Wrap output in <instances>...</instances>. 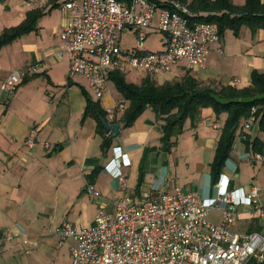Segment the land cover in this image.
I'll return each mask as SVG.
<instances>
[{
    "label": "crops",
    "instance_id": "obj_1",
    "mask_svg": "<svg viewBox=\"0 0 264 264\" xmlns=\"http://www.w3.org/2000/svg\"><path fill=\"white\" fill-rule=\"evenodd\" d=\"M62 1L44 7L46 11L33 31L0 49V84L13 72L29 67L37 69L36 73H27L13 92L0 93V264H71L70 251L75 242L67 239L59 247L54 235L55 228L62 223L89 227L99 211L112 213L113 202L123 195L140 203L147 194L171 193L176 188L194 192L174 184L167 168V157L187 147L188 140L195 143L191 144L192 149L202 157H209L210 177L209 165L222 123L210 110L203 111L195 129L185 123V131L169 152L161 149L158 126L162 121L155 118L150 107L131 126L119 124L116 137L109 132L111 140L108 148H103V138L95 132V119L84 115L83 91L105 111L113 108L121 97L112 99L108 87L102 98L95 99L86 79L69 78V56L57 54L64 22ZM231 2L243 6L245 0ZM28 11L24 0H0V33L23 22ZM254 70L264 72V29L252 32L242 25L236 34L226 29L219 43L211 46L206 66L190 74L206 83L244 88L250 84ZM185 71L184 62H180L154 80L158 84L179 80ZM144 75L140 74L137 81ZM125 109L124 104L123 110L116 114L117 119ZM31 140L33 145L29 146ZM235 145L234 141L233 148ZM114 148L126 154L129 165L113 166ZM236 153L240 161L244 157L252 158L253 164L264 160V156L246 153L241 139ZM118 170L124 182L113 176ZM229 176L231 188L246 191L254 185L251 181L241 183L235 174ZM88 183L94 185L99 197L85 190ZM215 195L216 190L206 196ZM213 210L218 214L213 224L221 223V211ZM6 230H12L18 237L6 240ZM232 230L264 233V219L247 206H239ZM23 236L28 238V245L21 243Z\"/></svg>",
    "mask_w": 264,
    "mask_h": 264
},
{
    "label": "built area",
    "instance_id": "obj_2",
    "mask_svg": "<svg viewBox=\"0 0 264 264\" xmlns=\"http://www.w3.org/2000/svg\"><path fill=\"white\" fill-rule=\"evenodd\" d=\"M28 10L43 9L57 0H24ZM60 10L64 22L59 32V56H69L72 79L87 80L92 94L102 98L108 91L111 73L124 69L140 70L151 76L170 72L180 62L186 70L206 66L213 44L219 43L216 27L205 22L190 23L186 5L168 0L162 7L149 0H63ZM134 30L136 46L122 48L121 33ZM149 30L163 37V48L146 49ZM36 67L11 73L1 84L0 93L13 92L27 73ZM124 104L117 101L106 110L112 121ZM255 109H252V114ZM245 120L241 133L249 132L254 116ZM244 134L241 138H244ZM240 135V134H239ZM238 135V138L240 136ZM33 145L32 140L28 142ZM113 166L129 165L126 154L114 148ZM114 177L124 182L118 170ZM125 184L123 183V186ZM216 195L203 197L196 192L176 188L171 193L147 194L140 203L123 195L113 202L112 213L99 211L94 223L78 228L64 222L54 230L61 247L72 239L71 264H247L264 262V233L234 232L237 208L247 206L264 219V196L255 185L246 191L230 187V179L221 172L215 183ZM85 190L99 193L88 183ZM221 211L222 221L213 224L211 210ZM6 240L18 237L12 230ZM25 246L28 238L21 239Z\"/></svg>",
    "mask_w": 264,
    "mask_h": 264
},
{
    "label": "trees",
    "instance_id": "obj_3",
    "mask_svg": "<svg viewBox=\"0 0 264 264\" xmlns=\"http://www.w3.org/2000/svg\"><path fill=\"white\" fill-rule=\"evenodd\" d=\"M117 1L128 3L130 0ZM149 1L162 7L168 0ZM176 1L187 6V18L190 23L212 24L219 36L226 29L236 34L242 25L248 26L252 32L264 29V3H261V0H245L243 6H236L231 0H193L190 3L187 0ZM45 11L29 10L23 22L15 27L5 28L0 33V49L33 31L37 20ZM109 79L114 82L121 97L120 101L126 105L118 119L116 116L109 121L99 102L91 100L83 91L86 98L84 115L95 119V132L103 138V148H108L111 140L104 127V121L129 127L150 107L155 118L162 121L158 128L161 132V149L165 152L171 150L176 138L185 131V123L189 122L190 129L196 128L203 111L210 110L216 119L222 120L214 156L209 165L212 184L216 183L230 158L234 141L239 134L246 153L251 156H264V72L254 70L250 76V84L244 88L206 83L191 75L189 70H186L179 80L162 84L156 83L154 76L149 74H145L138 83L128 82L121 71L111 73ZM68 81L71 85L70 80ZM252 109H255L253 114ZM251 114L254 121L249 132L241 133L244 121L249 119ZM242 134L245 135L244 138H241Z\"/></svg>",
    "mask_w": 264,
    "mask_h": 264
},
{
    "label": "rangeland",
    "instance_id": "obj_4",
    "mask_svg": "<svg viewBox=\"0 0 264 264\" xmlns=\"http://www.w3.org/2000/svg\"><path fill=\"white\" fill-rule=\"evenodd\" d=\"M148 32V38L146 40L145 46L150 51H157L163 48V37L157 31L154 30ZM120 45L122 48L134 47L136 46V37L134 30H125L122 33ZM125 79L128 82L138 83L137 78L140 74H146L140 70H134L126 68L123 71ZM155 77V76H154ZM78 78V76H75ZM159 79V78H157ZM158 81V80H157ZM88 83V82H87ZM108 87L110 96L113 98H120V94L116 90L114 82L110 79L108 80ZM94 96V95H93ZM95 99H97L94 96ZM106 109L108 107H105ZM254 130V128H253ZM252 130V131H253ZM251 133V132H250ZM195 143L193 141H187L186 146L182 151H176L167 157L170 175L173 176L174 184L184 189V191L194 190V192L199 193L201 196L208 197L210 193H214L215 184H212L211 177L208 175V156L202 157L200 152L196 149H192ZM235 147L233 148L230 158L226 161L223 172L226 174L236 175V179L241 183L253 182V184L260 189L261 193H264V160L257 161L255 164L252 163V158L244 157L245 159L240 161V156H237V144H239V139L236 137ZM189 146V147H188ZM184 150V151H183ZM180 155V156H179ZM235 157V159H232ZM238 161V163L236 162ZM177 162V163H176ZM176 163V166H175ZM160 164L158 163L157 166ZM232 166V170H229ZM231 177V176H229ZM170 182V180H169ZM209 193V194H206ZM212 223L218 220L217 211L212 210L210 212L209 218Z\"/></svg>",
    "mask_w": 264,
    "mask_h": 264
},
{
    "label": "water",
    "instance_id": "obj_5",
    "mask_svg": "<svg viewBox=\"0 0 264 264\" xmlns=\"http://www.w3.org/2000/svg\"><path fill=\"white\" fill-rule=\"evenodd\" d=\"M105 129L108 132H111V136L114 138L118 135L119 133V129H120V125L119 124H111L109 122H103Z\"/></svg>",
    "mask_w": 264,
    "mask_h": 264
}]
</instances>
